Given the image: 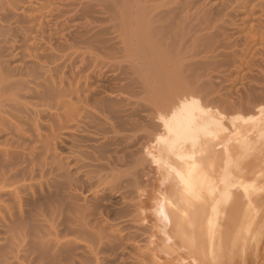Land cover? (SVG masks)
Masks as SVG:
<instances>
[{
	"label": "rangeland",
	"instance_id": "1",
	"mask_svg": "<svg viewBox=\"0 0 264 264\" xmlns=\"http://www.w3.org/2000/svg\"><path fill=\"white\" fill-rule=\"evenodd\" d=\"M246 2L0 0V28L7 23L6 31L22 22L24 11L36 15L42 9L51 15L39 31V46L21 33L6 43L7 32L0 35V75L8 82L3 92L21 103L3 120L0 150L32 175L35 193L24 198L25 215L35 214L39 226L53 222L62 238L52 241L55 246L68 245L63 238L74 237L67 238L71 262L63 252L65 257L57 255L61 258L52 264H264V224L242 252L231 243L233 226L221 212L223 199L216 203L219 209L211 208L213 190L208 195V189H201L199 209L194 207L198 201H189L194 211L187 203L186 224H177L171 214L175 207H170L178 203L177 183L150 154L164 135L166 118L190 97L222 116L226 137L238 134L239 142L264 145L253 139L264 126V0ZM32 63L43 68L33 70ZM45 69L61 89L73 88L83 98L76 122L67 121L70 131L59 127L56 101L33 90L32 81L48 77ZM219 133L220 138L203 139L195 155L197 162L210 160L204 172L215 184L229 162L220 145L231 146L226 145L231 162L235 153L250 154L247 145L253 151L242 141L246 146L241 144L245 149L239 152L234 137L231 143ZM263 145L262 150L253 146L263 151L261 156L252 152L257 160L245 155L248 160L242 161L264 162ZM173 156L168 162L176 165ZM21 258L23 263H11L51 264L33 254Z\"/></svg>",
	"mask_w": 264,
	"mask_h": 264
},
{
	"label": "bare ground",
	"instance_id": "2",
	"mask_svg": "<svg viewBox=\"0 0 264 264\" xmlns=\"http://www.w3.org/2000/svg\"><path fill=\"white\" fill-rule=\"evenodd\" d=\"M221 1H228V0H221ZM232 1L233 0H231V2ZM234 2L236 4H242L243 3V5H244V3H247L246 0H234ZM43 8H45V7H43ZM48 8H49V4H48ZM45 9H47V8H45ZM29 12H31V11H29ZM29 12L27 13L26 11H24V13H26V14H20V15H22L20 17V18H22L21 19L22 22H20L21 20L19 21L18 18L16 19V20H18L17 23L20 22L19 24H21V23L24 24L23 22H25L26 23V25L24 24L25 27H22L23 25L21 26L19 24H15L14 26H12L10 23L11 26H9V30L6 31V29H3V28H5V26L8 29V26L6 23L5 26L3 25L4 26L3 28H0V35L1 36L3 35L4 31L8 33V35H7V33H4V35L6 37H4V35H3L2 37H4V41L2 39H1V41L6 43V42L10 41L11 39L14 40V38L17 37L18 34L20 35V33H21L22 35H24V38L25 37L27 38L26 40L31 38L30 40H32L33 43L34 42H35V44L37 43L36 40L38 39V37L42 36V34L39 35V31H41V30L43 31V29H41L44 27L43 24L45 25V23L43 21L45 20V18L49 14L46 11L43 12L42 9H41V11L37 12L36 15H33V12H31V14H32L31 15ZM20 15H18V16H20ZM50 16H48V18ZM16 20H15V23H16ZM33 28H35L38 32L37 34H36V32L35 33L33 32L36 35L30 33L32 31H34ZM1 36H0V38H2ZM40 38H42V37H40ZM35 44H33V45H35ZM36 45H38V43ZM29 66H30L29 68H32L33 70H37L38 68H43L41 65H39L37 63L36 64L32 63ZM0 68H1V63H0ZM26 68H28L27 65H26ZM45 70L47 72H49L48 69H45ZM47 74H48V77L42 81H34V82L32 81V83L34 84L33 90H35L37 93H40L39 95L43 99L46 98L49 100H55L56 101V105H54V106H56V108H57V106L59 105L58 108L60 109V111L58 109V112H56V115L59 118V123H60V126L59 125L58 126L61 128H64V130L66 129L67 131H70L71 127L67 121H70L71 125H72V123L76 122V117L78 116V111H79L78 108L80 107V105L83 106V104H82L83 98L81 96L78 97V95L75 94L73 88H72L73 90L71 88L67 89L69 91H66V88L61 89V87H59V84L54 81V78L52 77L51 73L49 72ZM27 85H28V83H27ZM5 87H8V82L6 81V79L2 75H0V128H3V120L6 117H8V111L10 109L19 110V106L21 104L19 101H17L14 94H11V93L4 94L3 88H5ZM77 101L79 103H77ZM23 107L27 108V106H23ZM215 113L216 112L212 113V112H209L208 110H206L205 108H203L199 102V99L197 101V99L190 97L188 100L183 102V104L180 106V109L172 112V114L168 118H166L165 123L163 125L164 135L159 138V143L157 146H155L156 152L154 151L155 153H152V152L150 153V154H153V158H151V159H153L157 163L156 164L157 167L158 166H161L163 168L165 167V169H167L166 174H168L169 176L172 175L175 179L174 183L175 182L177 183V185H176L177 187H175V189L178 188V196H176V197H178V199H177L178 203L174 204L175 206H173V205H170V203H171L170 200H168V202L166 201L168 203L166 213L168 212V210L170 209L171 206H172L171 209L175 207L174 208L175 211L172 209L173 210V211L171 210L172 213H171V211H169V212L171 214H173L174 217L176 216L175 218H177L176 219L177 224H182V225L184 224L185 225L186 224L185 222H186L187 217L189 216V212H190V211H188L189 207L187 206V203L189 201H191L190 204H192V203L195 204L198 201L194 205V207L197 205L196 207H197V209H199L198 205L201 202V198H203V196H202L203 194L201 192L208 189V191H209L208 195H210L212 193V190H213L214 193L210 195L212 197L211 208H213L214 210L219 209V207L217 208V204H219V202L217 203V201L223 199V201H224L223 202V209L224 210L221 212H222V214H224V216L226 215L225 217L227 218L228 221L232 222V226H233V234L231 237L232 242L231 241L230 242L233 243V245L237 246L239 250L242 248L241 251L244 252L243 250L246 248V245H249V243H250L249 241L252 240L258 226L261 225L262 223L264 224V162L263 161L262 162L261 161L260 162H250V161L249 162H245V161L243 162L242 159L245 160L246 157H249L251 155L252 156L251 160H252L253 156H254L253 154L255 152H256L255 154H257L259 152V150L261 149L260 147H262L261 145H263V144L256 146V145L260 144L259 142H257L258 143L257 144L256 140L254 143L256 145H253V144H251L253 141L251 142L249 139V142H248V141H245L247 139L243 138L245 140H242V141L245 142L246 145H247V143H250L249 145L252 146L251 148H253V151L250 152V147H248V145L246 146L244 143H242V141L239 142L242 139V135H241V137H237V136H239L238 134H237V136H235V134H233L234 136L232 135L231 137L232 138L236 137V138L235 139L233 138L232 141L236 140L237 138H240V139H237L239 141L236 140L237 142H235L233 144L237 145L239 143L237 146H241V144L242 145L244 144L246 146L245 147L243 145L245 148H249L250 154H248V153L245 154V152L243 154V151H242V155H239V154H241V153H239L237 156V154L235 153L234 161L232 160L233 162H231L232 157H228L230 152L228 151V148H227L230 145L226 144V145H228L227 147L225 144L220 145V146H222L221 149L225 146L224 149H222V150H224L223 151L224 154L225 153L227 154V155L226 154L225 155L227 156L229 162H225L224 168L222 166V168L220 169L221 174L218 175L220 182L218 183L217 181H215V182H217L216 184L214 182L212 183V181L214 179L212 180V177L209 176L208 172L207 173L204 172V166L207 167V165H205V163L208 164L209 163L208 161H210V160H207V162H205L203 164L202 162H197L195 155L197 157V155H198L196 153L197 152L196 151L197 146H199L201 144L203 139L205 140L206 137L211 138V136H213L211 139V140H213L214 137H219L218 135H220V133H219L220 131H221V134H223V133L226 134L224 132L225 130L224 131L222 130L223 128L220 129V127L222 125V118H221L222 116L220 115L221 117H219L218 114H215ZM260 120H262V119H260ZM263 120L261 121V123L264 122ZM64 121H65V123H64ZM235 121H237V120L235 119ZM240 121H242V120L240 119ZM261 123L259 121L258 124H261ZM234 124L236 125L235 122H234ZM252 126L254 127V125H252ZM262 127H263V131L261 128H260V130L264 133L263 124H262ZM248 128H249V126H248ZM251 129L252 128H250V130ZM236 130H238V129H236ZM222 131H223V133H222ZM240 131L241 130H239V132ZM251 131H249V132H251ZM259 131H257L258 136L256 135L255 136L256 138H253V139H257V141L264 140V136H263L264 134L261 133V135H260ZM242 132L243 131H241L240 133H242ZM234 133H236V132L234 131ZM243 135L246 136V133ZM220 137H222V135ZM225 137L223 139H225ZM231 137L227 136L226 139L228 138L229 141L231 142ZM223 139H220V142L223 143ZM215 140L217 141V138ZM207 141H210V140L208 139ZM243 146H241V147H243ZM253 146L256 148L259 147L260 149L255 150ZM241 147L237 148V150L239 152H241L240 150L245 149L244 147L243 148H241ZM209 148H210V146H209ZM203 149H204V146H203ZM214 149H216V148H214ZM208 150H210V149H208ZM237 150H235V151H237ZM246 150H248V149H246ZM211 152H213V151H211ZM223 152H220V153H223ZM227 152H229V153H227ZM246 152H248V151H246ZM252 152H254V153L252 154ZM261 152H263V151H261ZM170 155H171V157H170ZM245 155H246V157H245ZM258 155L261 156L262 153L259 152ZM172 156L175 157V159L173 158L174 161L177 158L176 165H171L168 162V158L169 157L172 158ZM211 157H212V155H211ZM236 157H239L240 159L242 157V159L239 162H235ZM255 157L259 158L257 155H255L254 158ZM201 160H202V158H201ZM246 160H248V158H246ZM255 160H257V159H253V161H255ZM172 163H173V161H172ZM17 165L18 164L16 162H12V156L7 150H0V257L2 258V259H0L1 260L0 264H12L11 259L12 260L17 259L16 261H19V263L21 261L23 263L21 255H26L27 253L33 254V255L37 256L39 259H42V262L46 261L45 263L49 262L51 264H52V262H55L59 258H61V257H59L57 259V257L62 255L61 253H63V252L64 253L67 252V253H65V255H68L70 257L69 254H73V253L72 252L68 253V251L70 249L69 244H71L70 240L72 238L74 239V237H72V236H71L72 238H70V236L67 237L70 240L67 238L66 239L63 238L64 239L63 241H66V240L69 241V243L67 242L68 245H64L62 242L61 243L62 247H58L57 243L55 246L54 245L55 241H57V239L60 240L62 238H60L59 233H57V230L55 229L54 224H51L53 222L51 220H49V221H51V223L49 221H47V223H46V224L50 225L51 228L54 226V229H52L54 231H52L50 228V231H52L50 233V231L47 227L48 225L47 226L46 225L39 226L38 223H36V216H34L35 214L32 213V214H26L25 215V212L23 210V205L25 203L24 198H25V196L28 195L29 191H31L33 193L35 190L33 189L32 183L30 182L32 179V175H28L24 169L20 171L19 169H22L23 167H19ZM220 166H221V164H220ZM161 171H163V170H161ZM163 172H165V171H163ZM209 173H211V172H209ZM211 174H213V173H211ZM167 178H168V176H167ZM205 178H207V186H203V182H204ZM201 189H202V191H201ZM175 191L176 190H174V192ZM215 193H216V195H215ZM49 198H48V200H49ZM216 198L218 200H216ZM53 199H55V198L53 197ZM53 199L49 200L50 204H53L51 202ZM56 199L54 202L57 201V203H59V204L63 202V201H60L61 198L59 199V197ZM166 199H169V198H166ZM58 200H59V202H58ZM190 204L188 203L189 206H190ZM40 205H41V203H40ZM42 205H44V204H42ZM53 205H51L50 207H53ZM168 205H170L169 208H168ZM192 205L190 206V208H191V210L194 211V207ZM44 206H42V207L47 212V209H46L47 207L45 206V208H44ZM163 206H164V203H163ZM165 206H166V203H165ZM224 206H226V207H224ZM187 207H188V209H187ZM36 210L38 211V209H36ZM214 210H213V212H215ZM176 211H177V213H176ZM163 212H165V211L163 210ZM170 213H169V215H170ZM174 213H176L177 215ZM190 214H191L190 218H192L193 217L192 213H190ZM170 217H171V215H170ZM170 217H169V219H170ZM213 217H216V216L212 215L211 220L213 219ZM166 218H168V217H166ZM194 218L195 217H193V219ZM188 220H189V218H188ZM207 221H208V219H207ZM209 222H210V220H209ZM69 223H71V222H69ZM71 228H72V225L70 224L69 231H73V230H71ZM54 233L55 234L57 233L59 235V238H57V236H54ZM52 235L55 238H52ZM53 240H55V241L52 244ZM233 245H231V246H233ZM237 247H234V249L235 248L237 249ZM67 248H69V249L67 250ZM58 251H60V252L58 253ZM70 251H72V250H70ZM232 251H233V248H232ZM65 255H62V256L65 257ZM242 255H243V253H242ZM68 256H66L67 257L66 260L68 259L67 261H69L72 258V256L70 258ZM71 260L69 262H71Z\"/></svg>",
	"mask_w": 264,
	"mask_h": 264
}]
</instances>
